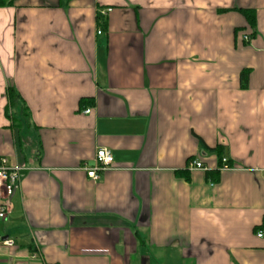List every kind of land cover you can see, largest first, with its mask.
Instances as JSON below:
<instances>
[{
	"label": "crops",
	"instance_id": "1",
	"mask_svg": "<svg viewBox=\"0 0 264 264\" xmlns=\"http://www.w3.org/2000/svg\"><path fill=\"white\" fill-rule=\"evenodd\" d=\"M2 157L0 264H264V0L0 7Z\"/></svg>",
	"mask_w": 264,
	"mask_h": 264
},
{
	"label": "built area",
	"instance_id": "2",
	"mask_svg": "<svg viewBox=\"0 0 264 264\" xmlns=\"http://www.w3.org/2000/svg\"><path fill=\"white\" fill-rule=\"evenodd\" d=\"M110 10L111 8L101 9L99 10L98 16L103 19ZM97 33H100V30H97ZM89 111L90 108L83 110L84 113H88ZM113 160V155L108 148H97L94 153L93 164L88 167L84 165L87 177L93 180H98L100 174L111 167ZM187 168L202 170L208 169L206 165L197 159L189 160L187 163ZM229 168H231V166L228 163L227 158L221 157L219 169L227 170ZM19 179V167L9 165L7 163V159L4 157L0 158V218H4L10 210V196L18 187ZM263 235V231L260 230L257 232L258 237ZM1 243L7 247L13 246V241L11 239H3Z\"/></svg>",
	"mask_w": 264,
	"mask_h": 264
},
{
	"label": "trees",
	"instance_id": "3",
	"mask_svg": "<svg viewBox=\"0 0 264 264\" xmlns=\"http://www.w3.org/2000/svg\"><path fill=\"white\" fill-rule=\"evenodd\" d=\"M14 0H0V7L2 6H6V5H11L13 3ZM245 17L247 18L248 22L252 25L253 21H254V14L252 13V11H249L247 9H244L241 11ZM11 95V93H10Z\"/></svg>",
	"mask_w": 264,
	"mask_h": 264
}]
</instances>
